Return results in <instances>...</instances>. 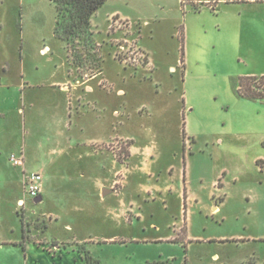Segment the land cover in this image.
<instances>
[{
	"label": "rangeland",
	"instance_id": "rangeland-1",
	"mask_svg": "<svg viewBox=\"0 0 264 264\" xmlns=\"http://www.w3.org/2000/svg\"><path fill=\"white\" fill-rule=\"evenodd\" d=\"M165 2L180 12L168 18L142 16L141 25L135 21L139 16L121 4L124 13L135 17L130 23L137 36L128 38V43L123 39L101 43L106 51L112 50L105 57L112 94L106 116L112 137L129 134L139 143L166 141L169 148L154 172L168 178L169 163L174 173L185 170L194 200L186 204L176 197L152 199L139 191L137 180L130 179L121 197L125 204L112 197L104 204L94 202L93 210L86 212L69 211L74 204L57 206V210L36 204L25 194L21 168L11 157L18 156V148L26 143L28 159H33L31 149L43 127L31 120L25 125L0 100V237L19 243L0 253V264H26L25 246L30 264H52L41 243L51 249L54 240L61 242L67 257V261L55 260L56 264H219L213 261L216 254L232 264L249 254L250 261L264 260V98L236 93L243 77H256L264 85V0L202 1L197 5L199 13L179 0ZM116 4L113 0L100 10L97 24L101 28L108 25L107 13ZM0 13L6 28L0 34V95L14 85L31 83L37 87L26 93L40 97L46 108L54 106L53 83L67 78L69 69L76 76L88 74L92 57L87 54L80 68L69 64L66 44L54 35L56 9L51 0H7ZM112 27L128 25L117 20ZM139 44L149 54L153 83L135 84L124 65L114 61L113 54L123 56L121 50L130 45L144 51ZM170 65L177 72L169 70ZM155 79L161 83L157 95ZM119 87L127 88L130 95L115 96ZM134 88L139 92L136 96L131 94ZM17 90L21 96V89ZM143 103L154 109L153 118L136 112ZM114 109L125 113L121 121L113 116ZM160 122L165 123L164 132L159 130ZM87 123L91 120L81 118V125ZM26 128L32 135H26ZM128 146L129 141L115 140L108 148L127 164ZM121 177L112 189L120 190ZM140 178L145 186L155 183L149 177ZM219 180L221 186L215 190L212 183ZM18 199L26 201L27 210H17ZM131 205L126 213L129 221L123 211ZM214 205L220 207L218 212L212 211ZM23 216L27 243L22 240ZM243 239L250 243H238Z\"/></svg>",
	"mask_w": 264,
	"mask_h": 264
},
{
	"label": "crops",
	"instance_id": "crops-1",
	"mask_svg": "<svg viewBox=\"0 0 264 264\" xmlns=\"http://www.w3.org/2000/svg\"><path fill=\"white\" fill-rule=\"evenodd\" d=\"M111 1L113 0H108L101 9L105 8ZM116 1V6L107 13L108 25L105 28H101L100 25L97 24L101 9L92 19L94 37L98 45H100V51H102L101 56L103 59L101 67L94 72L88 71V74L81 76L74 75L69 69L67 78L53 83V87L57 89L55 90L57 101L54 106L51 105L50 108H46L47 104H41L42 100L40 97L37 98V96L34 95L29 96L26 93L27 89L37 87L31 83H24L23 85H17V87L14 85V89H12V87L8 88L10 89L9 93L0 95V100L3 103L6 102L10 112L17 113L23 118L25 125L27 120H31L32 123L38 122L43 127V133L41 132L38 143L31 149L33 159H28L29 146L25 143L22 147L18 148V156L23 158V165H15L21 168L23 189L27 174L32 172L42 174V194L38 202L34 200L38 205H53L57 210V206H64L66 203L71 205L74 204L72 210L70 209L69 211L86 212L93 210L94 202L104 204L112 197L120 198L121 203L125 204V201L121 200V197L124 195L123 192L128 187V181L130 179H134V181L137 180L139 191L148 194L152 199H156L158 196H160L162 200L176 197L187 204L194 200L193 197L195 198L188 188L190 181L187 178V173L185 170H182V168L178 173H174L175 168L172 163H169L166 168V172L169 174L168 178H164L162 175H159V173L154 172V165L163 160L165 150L169 148L166 141L160 140V142L157 141V139L150 143H139L129 134H119L118 136L112 137L110 131L112 125L107 120L106 116L112 94L108 90L110 79L105 76V66L107 62L105 57L107 54L110 56L112 50L106 51L105 48L101 46V43H113L114 41H121L122 39L128 40V38L134 35L137 36L135 29L130 23L131 20L134 21L135 17H131V15L124 13L121 4L139 16L135 19V21L139 22V25H141V22H144L143 19H141L142 16H149L148 18L155 19L163 18L164 16V18H168L171 17V14L173 15L174 11L180 12V9L170 8L171 2H165V0H148L144 4L140 0ZM179 1H181V4L193 5L191 11L193 13H199L200 9L196 11L194 6L199 8L197 5L200 2H209L210 0ZM0 6L6 8L7 0H0ZM4 12L7 13V9ZM161 14L164 16L160 17ZM18 16L19 19L22 20L21 8H18ZM114 18L127 22L128 27H126V29L113 28ZM5 29L4 22L1 21L0 34H3ZM139 46L141 47L140 44ZM141 48L148 54L144 47ZM113 58L115 61L116 58L114 54ZM148 63V66L145 68L141 66L126 67L123 66V64L122 66L126 71H129V76L133 79L135 84L141 82L147 83V80H151L153 83L154 78L151 74L154 72H152L153 70L151 69V61H149V58ZM181 65L184 67V62H181ZM77 67L80 68L79 66ZM169 70L177 72V68L173 65L169 66ZM78 74H80L79 71ZM126 80L127 76H124L123 83H126ZM155 80L157 95L160 93L161 83L159 79ZM17 89H21V96L18 95ZM138 93L136 88L131 91L133 96H136ZM129 95L130 93L127 88L119 87L117 95L115 96L120 99H125ZM122 105L126 107L124 101ZM42 107L44 111H42ZM136 112L141 115H147L149 118L155 116L154 109L151 108L150 111L145 103L138 106ZM113 116L121 121V117L124 118L125 113L123 114L119 109H114ZM1 117L7 119L8 115L1 113ZM81 118H88L91 120V123H87L85 127L80 124ZM124 122L125 121H123V124ZM159 126H161L159 129L160 132H164L165 123L160 122ZM25 132L26 135H32V130L26 128ZM115 140L129 141V160L127 164L119 162L115 155L109 150L108 146ZM12 152H14V150H12ZM14 156L18 157L17 155ZM119 175L122 176L120 179V190L118 193H110V191L113 190L112 185ZM140 176L149 177L153 179L155 183L151 186H145L139 182V180L143 179L140 178ZM212 186L215 190L217 187L220 188V180L218 183L217 181H213ZM222 186L224 185L222 184ZM68 198L71 199L69 200ZM23 203L24 205H22ZM17 205V210L20 208L24 209L23 211L27 210L25 208L26 201L24 199H18ZM131 208H133V205L127 207L125 211H123V217L126 220H129L126 218V213L131 212ZM219 209L220 207L217 205L212 207L213 212H218ZM51 217L54 218L50 216V221H52ZM68 228L71 227L68 226ZM22 240L25 241L24 243H27L30 239L28 236L26 239L22 236ZM37 242L38 241L35 243L37 244ZM238 243L249 244L250 239H243V241L238 240ZM17 244L19 243L0 237V253L6 251L9 247H16ZM49 245H51V249L43 247L44 244L41 243L43 250L47 251L52 256V264H56L55 260L67 261V257H65L61 251L62 244L60 241L54 240ZM27 251L28 248L25 246L26 264H30L31 255L29 251L28 253ZM213 261L219 264H232L230 261L222 259L218 254L213 257ZM74 262L77 263L76 261ZM238 264H264V260L260 262L250 261L249 254V257L241 260Z\"/></svg>",
	"mask_w": 264,
	"mask_h": 264
},
{
	"label": "trees",
	"instance_id": "trees-1",
	"mask_svg": "<svg viewBox=\"0 0 264 264\" xmlns=\"http://www.w3.org/2000/svg\"><path fill=\"white\" fill-rule=\"evenodd\" d=\"M56 9V24L54 35L67 46V56L70 63L79 66L86 55L88 70L94 72L101 67L102 56L100 45L95 40L92 29V19L108 0H51ZM198 11V8L194 6ZM84 67V66H83ZM236 93L240 97L254 99L264 98V85L256 77L240 78L236 84ZM23 237L26 239L24 218L22 219Z\"/></svg>",
	"mask_w": 264,
	"mask_h": 264
},
{
	"label": "built area",
	"instance_id": "built-area-1",
	"mask_svg": "<svg viewBox=\"0 0 264 264\" xmlns=\"http://www.w3.org/2000/svg\"><path fill=\"white\" fill-rule=\"evenodd\" d=\"M118 19L114 18V22H116ZM128 25V24H127ZM125 43H128V40H123ZM122 55H119L118 52L115 54L116 60H118L121 64H123L126 67H134V66H141L143 64H148V56L146 52L141 51L137 47L130 45L128 46V50H121ZM147 59H146V58ZM16 166H22L23 165V158L22 157H16L12 156L11 159ZM118 186L120 189L121 183L118 181ZM42 188H43V176L41 173L38 172H32L30 174H27L25 177L24 182V189L26 195L32 199L35 200L39 198L42 194ZM114 193H118V189H113ZM24 205V203L22 204Z\"/></svg>",
	"mask_w": 264,
	"mask_h": 264
},
{
	"label": "water",
	"instance_id": "water-1",
	"mask_svg": "<svg viewBox=\"0 0 264 264\" xmlns=\"http://www.w3.org/2000/svg\"><path fill=\"white\" fill-rule=\"evenodd\" d=\"M110 193H113V190L110 191ZM40 198L35 199V202H38Z\"/></svg>",
	"mask_w": 264,
	"mask_h": 264
},
{
	"label": "flooded vegetation",
	"instance_id": "flooded-vegetation-1",
	"mask_svg": "<svg viewBox=\"0 0 264 264\" xmlns=\"http://www.w3.org/2000/svg\"><path fill=\"white\" fill-rule=\"evenodd\" d=\"M23 218H24V216H23ZM28 235L26 234V237H27Z\"/></svg>",
	"mask_w": 264,
	"mask_h": 264
}]
</instances>
